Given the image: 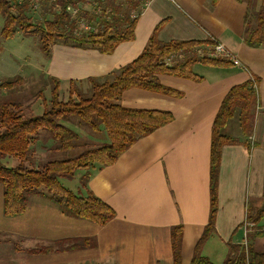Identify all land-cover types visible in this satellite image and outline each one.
I'll return each mask as SVG.
<instances>
[{
  "label": "crops",
  "instance_id": "1",
  "mask_svg": "<svg viewBox=\"0 0 264 264\" xmlns=\"http://www.w3.org/2000/svg\"><path fill=\"white\" fill-rule=\"evenodd\" d=\"M254 3L257 10L264 6V0ZM140 9L134 41L122 43L112 55L54 46L44 71L49 79L44 81L103 78L136 60L159 26L157 37L163 43H209L196 51L212 56L215 45L221 44L242 67L197 64L196 79L160 76L163 85L182 93L180 98L137 89L124 93L123 106L167 111L173 121L138 140L116 163L92 170L87 188L115 212L105 226L69 217L41 196L30 198L23 215L6 218L0 184V245L13 244L0 249V258L11 250L24 254L26 264H173L171 232L180 226L181 264H191L210 218L213 124L231 88L252 77L259 79L253 134L222 149L215 232L202 255L224 264L230 246L245 242L248 213L264 209V48H250L243 41L247 4L149 0ZM233 131L238 136L237 129ZM258 227L261 236H256V226L250 234L255 249L263 252L264 219ZM83 238L95 239L96 246L70 248ZM11 262L22 264L21 259Z\"/></svg>",
  "mask_w": 264,
  "mask_h": 264
},
{
  "label": "trees",
  "instance_id": "2",
  "mask_svg": "<svg viewBox=\"0 0 264 264\" xmlns=\"http://www.w3.org/2000/svg\"><path fill=\"white\" fill-rule=\"evenodd\" d=\"M85 1L89 6L86 12L79 8L83 4L82 0H42L38 8H35L34 0H0V16L4 22L1 36L5 39L13 38L19 33L37 36L40 48L48 58L57 45L112 55L122 43L134 41L140 8L147 0ZM238 1L247 4L244 43L250 48H264V6L257 10L254 0ZM45 2L51 5L50 19L38 18L40 14L38 17L33 16ZM76 9L78 11L72 14ZM85 18L90 20L88 24L91 29L88 31L80 29V22ZM159 29L160 26L154 31L143 53L132 63L103 78H88L86 82L91 86L89 95L82 92L75 94L74 86L80 81L73 80L70 82L68 101H61V82L51 77L50 100L43 93L38 96L43 99L44 110L41 115L25 117L19 111L21 104L18 102L11 99L0 102V184L3 187L4 217L23 215L28 208L29 199L41 196L57 204L65 215L87 220L98 226H105L115 218L112 208L87 188L92 170L116 163L138 140L173 121L172 114L167 111L123 106L121 101L124 93L137 89L180 98L182 93L163 85L160 76L196 79L193 67L197 64L233 65L228 58L196 51L197 47L209 43H163L157 37ZM176 54H182V57L168 63L167 60ZM24 82L22 77H17L1 83L0 90L22 85ZM258 85L259 79L252 77L246 83L231 88L215 118L211 143L210 218L195 248L191 264H214L201 251L204 243L215 232L222 149L239 142L240 137L247 139L252 136L258 107ZM71 124L85 126L99 135L105 134L109 141L95 149H92L94 144L92 147L86 143L78 144L81 136ZM235 128L238 136L233 131ZM43 133H47L53 141V150L61 158L48 162L40 169L29 168L26 163L32 159L36 145L42 142ZM78 149L84 151L77 153ZM7 156L19 159L20 164L13 168L5 166L2 160ZM80 172L82 177L77 193L62 185L61 180H72ZM263 219L264 209L248 213L247 220L258 230L256 236L263 234L258 227ZM182 233L180 226L174 227L171 232L173 264H181ZM77 241L81 243H76ZM72 243L70 248L73 249L96 246V241L92 238L74 240ZM224 264H264V251H257L252 244V237L248 235L246 247L230 246V254Z\"/></svg>",
  "mask_w": 264,
  "mask_h": 264
},
{
  "label": "rangeland",
  "instance_id": "3",
  "mask_svg": "<svg viewBox=\"0 0 264 264\" xmlns=\"http://www.w3.org/2000/svg\"><path fill=\"white\" fill-rule=\"evenodd\" d=\"M82 3L83 4H80L79 8L81 11L86 12V8H89V6L86 5L87 2L85 0H82ZM50 7L51 5L45 2L42 4V7L38 9L39 11H35L36 14L34 13L33 16L36 15L35 17H38L40 14L38 18L50 19L49 13L52 11ZM85 20L87 23L90 22V20L87 18H85ZM3 25V18L0 16V45L2 48V55L0 57V84L12 81L17 77H22L25 82L22 85L18 84L14 87L2 90V93L0 90V102L5 99H11L14 100V102H18L21 104V109H19V111L25 117H28L29 115H41L43 113L44 107L43 99L39 98L40 94L43 93V96L50 100L52 93V84L50 81H44L49 79L44 74V71L47 67L48 57H46L42 52L37 36H25L22 33H19L13 38L5 39L1 36ZM90 87V84L86 82V80H82L74 86V92L75 94L82 92L89 95L90 93L88 91L90 90ZM69 88L70 82H62L60 86L61 101H68ZM1 94H4V96L2 97ZM71 126L81 136L78 144L83 145L86 143L91 147L94 144V148L92 149H95L97 146L100 147L103 143H107L109 141L105 134H96L85 126L79 127L78 125L74 124H71ZM42 138V142H40L35 147V151L31 157L32 159L26 163L29 168L40 169L48 162L61 158L60 155L55 153L53 150L54 143L51 139H49L47 133H43ZM45 138H48L49 140H45ZM78 150L79 151H77V153L84 151V149ZM2 163L9 168H13L20 164V160L16 159L15 157L7 156L2 160ZM80 176L81 172L76 174L74 179L61 180V183L65 188L77 193ZM43 190L45 191L44 188H42V191ZM9 220L10 219H6V221ZM16 225L18 228L22 227V225L19 223ZM249 237H251V234H249ZM26 243L27 242L24 244ZM12 247L13 244H9L8 247L0 245V249H9ZM5 251L4 255L0 258V264H11V261L18 262L19 259H21L22 264H26V258L24 254H13L11 250Z\"/></svg>",
  "mask_w": 264,
  "mask_h": 264
},
{
  "label": "built area",
  "instance_id": "4",
  "mask_svg": "<svg viewBox=\"0 0 264 264\" xmlns=\"http://www.w3.org/2000/svg\"><path fill=\"white\" fill-rule=\"evenodd\" d=\"M42 0H34V3H35V8H38L39 4L41 3ZM48 1H53V0H48ZM149 1V0H147ZM169 1H174V0H169ZM78 11V9L74 10L72 13L75 14L76 12ZM133 17L135 18L136 17V12H134L133 14ZM80 29L81 30H85V31H88L90 30V25L87 23V21L85 20H82L80 22ZM213 56L215 57H225V58H228L232 64L234 66H238V67H242L241 63L239 60H237L234 56H232L221 44H216L214 49H213ZM182 57V54H176L174 56H171L167 61L168 63L174 61L175 59L177 58H181ZM254 225L252 223H248V220L247 222L245 223V228H246V239H245V242L243 244V246H247L248 245V235L250 234V228L253 227Z\"/></svg>",
  "mask_w": 264,
  "mask_h": 264
}]
</instances>
